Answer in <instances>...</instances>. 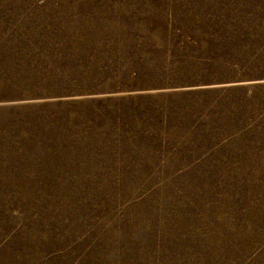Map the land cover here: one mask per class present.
Listing matches in <instances>:
<instances>
[{
  "label": "rangeland",
  "instance_id": "obj_1",
  "mask_svg": "<svg viewBox=\"0 0 264 264\" xmlns=\"http://www.w3.org/2000/svg\"><path fill=\"white\" fill-rule=\"evenodd\" d=\"M0 264H264V0H0Z\"/></svg>",
  "mask_w": 264,
  "mask_h": 264
}]
</instances>
